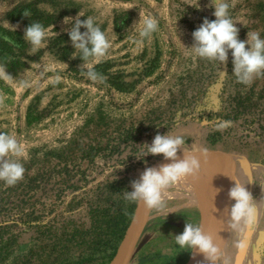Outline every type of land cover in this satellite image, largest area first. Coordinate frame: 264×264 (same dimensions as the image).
Wrapping results in <instances>:
<instances>
[{
	"label": "rangeland",
	"instance_id": "374dc122",
	"mask_svg": "<svg viewBox=\"0 0 264 264\" xmlns=\"http://www.w3.org/2000/svg\"><path fill=\"white\" fill-rule=\"evenodd\" d=\"M191 2L0 0V26L10 32L0 29V58L6 57L9 64L0 60V67L10 75L0 77V132L19 140L25 168L23 180L16 185L0 181V223L15 224L16 232L22 233L16 254L36 243V229L24 222L62 227L76 220L89 227L88 205L99 186L124 180L132 191L131 182L147 167L170 162L162 154L136 157L146 151L141 145L151 144L158 133L179 135L185 140V151L206 153L198 158L208 169L213 165L212 179L216 178L219 193L202 176L205 167L196 179L200 193L208 189L212 203L220 195L226 208H231L234 201L228 192L234 182L228 175L237 178L241 170L251 182L250 193H264V75L245 85L232 75L231 52L221 65L195 56L187 48L194 42L193 31L204 18L215 17L209 0H199V8ZM228 3L240 40L252 31L264 38V0ZM78 14L81 20L93 17L105 32L111 47L103 57L84 62L75 52L65 31L70 25L63 21ZM146 16L156 19L158 28L142 38L139 32ZM24 20L38 21L48 29L45 45L37 51L23 40ZM17 62L21 63L18 69ZM100 64H107L96 71L102 79L93 81L83 74L89 66L95 69ZM84 150L89 154L86 158ZM90 155L94 159H88ZM178 157L183 159L182 150ZM67 163L68 170H63ZM118 165L122 169L114 171ZM180 188L165 193L167 216L144 209V227L128 264H190L193 256L196 259L175 243L174 236L183 232L186 222L212 232L217 212L212 209L210 223H205L201 206ZM135 206L133 219L139 203ZM133 219L113 260L116 235L109 228L101 232L96 246L74 249L68 258L76 261L84 256L86 264H113ZM223 232L220 264L225 259L243 264L246 256L251 264H264V249L257 251L263 252L257 257L251 255V248L235 255V234L228 230L227 216ZM203 262L201 254L199 264Z\"/></svg>",
	"mask_w": 264,
	"mask_h": 264
},
{
	"label": "clouds",
	"instance_id": "9594fccd",
	"mask_svg": "<svg viewBox=\"0 0 264 264\" xmlns=\"http://www.w3.org/2000/svg\"><path fill=\"white\" fill-rule=\"evenodd\" d=\"M199 8V0H192L189 4ZM208 7L214 8L212 13L214 20L204 18L202 24L193 31V44L187 47L198 58L219 65L226 64L231 52L233 72L237 82L250 84L257 76L264 75V38L256 32H248L246 40L239 39V29L236 27L229 13L228 0H209ZM26 17L30 13L25 11ZM78 14L75 18L65 17L64 24L71 44L79 58L87 62L89 58L103 57L111 43L102 31L101 27L89 16L84 20ZM143 28L139 32L142 38H148L156 32L158 22L152 16H146L142 20ZM81 28L85 31L81 32ZM48 29L40 22L33 21L24 30L23 40L30 44L33 51H37L45 45ZM88 79L97 81L102 79L94 67L89 66L83 73ZM0 77L10 78V75L0 67ZM146 151L136 155L141 159L148 155H163L170 163L158 167H147L139 176V179L131 182L132 191L124 192V199L131 203H142L146 209L156 213L165 212L167 201L165 193L168 189L176 186L188 178L199 176L202 170L201 161L197 153L185 151V140L179 135L156 134L151 144L141 145ZM183 151V159L178 157V151ZM200 154L206 155L205 152ZM23 151L19 140L11 134L0 132V181L8 186H14L23 180L25 168L20 162ZM118 165L116 169H122ZM233 180V186L228 192V197L234 201L231 208L225 209L228 230L235 234L234 247L244 249V233L253 225L256 218L254 198L246 185L234 176L228 175ZM175 243L186 249L193 255L202 254L207 264H220L222 250L216 238L205 231L199 223L186 222L181 234H177ZM223 264H229L227 259Z\"/></svg>",
	"mask_w": 264,
	"mask_h": 264
},
{
	"label": "trees",
	"instance_id": "16d2710c",
	"mask_svg": "<svg viewBox=\"0 0 264 264\" xmlns=\"http://www.w3.org/2000/svg\"><path fill=\"white\" fill-rule=\"evenodd\" d=\"M10 17H15L14 13H11ZM24 21L29 26V21ZM0 29L6 34H10L2 26ZM0 60L9 66L6 57L2 56ZM20 66L21 63L17 62V69ZM106 67L107 64H100L95 67V71ZM118 89L123 88L118 86ZM32 122L33 120L30 119L29 124ZM82 153L83 158L89 155L86 150ZM88 159H94V155H90ZM60 162H63V156L60 157ZM63 170H68V163ZM125 191H130V189L126 188L124 180H114L99 186L93 200L88 205L89 227L79 224L76 220H70L62 227L51 224H35L31 221L24 222V225L36 229L34 238L36 243L21 254L16 253L22 233L16 232L15 224L0 223V264H86L84 256L79 257L76 261H71L67 255L74 249L84 250L96 246L98 241H101V232L107 228L116 235L114 252L110 254V260H113L117 256L119 245L132 222L136 207L135 203L124 199Z\"/></svg>",
	"mask_w": 264,
	"mask_h": 264
},
{
	"label": "bare ground",
	"instance_id": "6f19581e",
	"mask_svg": "<svg viewBox=\"0 0 264 264\" xmlns=\"http://www.w3.org/2000/svg\"><path fill=\"white\" fill-rule=\"evenodd\" d=\"M205 159V158H204ZM201 161V165L203 166V167H205V169H207V171L205 172V174L204 175H202V176H204L206 179V181H209L210 182V185H211V188L213 189V192H217V194L219 193L218 192V190H216V189H218V186H217V188L215 187V182H214V180L216 179H212V174H215L216 172H215V170H214V167H213V165L211 166L210 165V168L211 169H208L209 167H208V165L206 164V162L205 161H203V160H200ZM209 172H211V174L209 173ZM207 177H206V176ZM216 176V175H215ZM214 176V177H215ZM219 177V176H218ZM221 177V176H220ZM200 179L199 178V176H197V177H195V178H188L187 180H185V181H182L181 183H179V184H177L176 186L177 187H181V188H183V189H185L187 192H189L190 194H192L193 195V200H196L197 201V203L201 206V210H202V213H203V219H204V222L205 223H210V216H211V210L212 209H215L216 210V212H217V216H216V218L217 219H215L216 221L214 222V219H212L213 220V222L214 223H216L215 224V226H214V229L212 230V232H210V230H211V228H208L207 230H206V232H210L209 234H212L215 238H216V240H217V243L220 245L221 244V241H222V239H224L223 238V236H224V232H223V229H224V224H225V221H226V214H225V209H226V204H225V202H224V200H223V198H221L220 197V195H219V201L217 202V201H215V202H213L212 203V201H211V199H209V196H210V193H209V191H208V189H206V190H204V191H202L203 192V194H201L200 193V191H199V185H200V181L199 180H197V179ZM216 181V180H215ZM203 184H206L207 186H209V183H207V182H204L203 181ZM203 187H205L206 188V186L204 185ZM180 188V189H181ZM216 188V189H215ZM178 191V190H177ZM180 192V191H179ZM212 193V192H211ZM212 194H214V193H212ZM169 195V194H168ZM179 195V194H178ZM185 195V194H184ZM187 195V194H186ZM172 196V195H171ZM176 196V195H175ZM174 196V197H175ZM217 196V195H216ZM168 197V196H167ZM179 197V196H178ZM218 199V198H217ZM192 200V201H193ZM188 201V200H187ZM194 202V201H193ZM197 205V204H196ZM216 205V206H215ZM187 206V205H186ZM145 211V210H144ZM215 215V213H212V215ZM145 216H146V213L144 212V214H143V216H142V220H141V222H140V224L138 225V227L136 228V227H134L133 228V231L132 232H130V234H129V236H128V238L126 239V241L124 242V245H123V247L121 248V250H120V252H119V255H118V257L116 258V261L113 263V264H121L122 263V261L124 260V258H125V256H126V254L128 253V251L131 249V247H132V244H133V242H134V240H135V237H136V235L138 234V232H139V229L141 228V226H142V224L144 223V220H145ZM215 218V217H214ZM220 221V222H219ZM212 222V223H213ZM211 226V225H210ZM225 251V250H224ZM200 259H201V254H199V255H197V257H196V261H197V263L196 264H199L200 263ZM202 264H207V262L205 261V259H204V262L202 263Z\"/></svg>",
	"mask_w": 264,
	"mask_h": 264
},
{
	"label": "crops",
	"instance_id": "0c3cea01",
	"mask_svg": "<svg viewBox=\"0 0 264 264\" xmlns=\"http://www.w3.org/2000/svg\"><path fill=\"white\" fill-rule=\"evenodd\" d=\"M241 183H248V177L246 175V172L244 170H241L239 172V175L237 178ZM248 191L251 192V187L246 185ZM257 193H251L254 200V204L256 207V218L255 222L253 223L252 226L248 227L244 233V243H245V248L240 250L235 248L234 253L235 255L241 254L242 252H246L249 248H251V255L253 257H257V255H261V253H257V251H260L264 249V193L261 194V192ZM236 240V237H235ZM240 252V253H239ZM237 253V254H236ZM248 257L246 256L243 260V264H251V261H248ZM235 261V260H234ZM241 262V261H240ZM235 264V263H234ZM236 264H240L237 263ZM257 264V263H256Z\"/></svg>",
	"mask_w": 264,
	"mask_h": 264
},
{
	"label": "water",
	"instance_id": "95a60500",
	"mask_svg": "<svg viewBox=\"0 0 264 264\" xmlns=\"http://www.w3.org/2000/svg\"><path fill=\"white\" fill-rule=\"evenodd\" d=\"M199 156H203V155L202 154H198V157ZM168 163H170V162H168ZM144 209H145V206L142 203H139L138 209H137L136 214H135V217L133 219V223H132V225L130 227L131 228L130 229L131 232L133 231V228L134 227L137 228L138 225L140 224V222L142 220V216H143V214L145 212ZM143 227H144V223H143L142 227L139 229V232H138V234L135 237V240H134V242L132 244L131 249L128 251V253L126 254V256H125V258H124V260L122 261L121 264H128V262H129V260H130V258L132 256V254L134 252V249H135V246L137 244V241H138V239H139V237H140V235L142 233ZM196 263H197V261H196V259L193 256L190 264H196Z\"/></svg>",
	"mask_w": 264,
	"mask_h": 264
}]
</instances>
